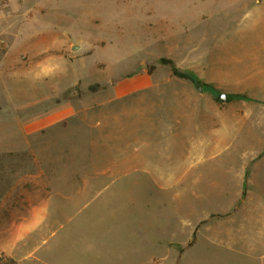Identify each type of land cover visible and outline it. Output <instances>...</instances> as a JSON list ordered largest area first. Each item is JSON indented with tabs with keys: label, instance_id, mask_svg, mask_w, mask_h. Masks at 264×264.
<instances>
[{
	"label": "rangeland",
	"instance_id": "obj_1",
	"mask_svg": "<svg viewBox=\"0 0 264 264\" xmlns=\"http://www.w3.org/2000/svg\"><path fill=\"white\" fill-rule=\"evenodd\" d=\"M0 10V100L13 99L16 115L9 137L0 120V146L11 145L0 150V257L264 264V216L251 209L264 202L247 200L248 190L263 196L264 159L262 189L243 182L235 212L216 208L215 168L160 189L119 167L129 109L159 102L122 95L135 81L200 84L225 112H249L245 128L259 126L241 131L240 145L263 157L264 0H0Z\"/></svg>",
	"mask_w": 264,
	"mask_h": 264
},
{
	"label": "crops",
	"instance_id": "obj_2",
	"mask_svg": "<svg viewBox=\"0 0 264 264\" xmlns=\"http://www.w3.org/2000/svg\"><path fill=\"white\" fill-rule=\"evenodd\" d=\"M123 84L125 86L121 88L126 91L122 95L135 93L139 101L156 97L159 102H138L134 110L129 109L134 111V118L124 120L120 126L122 147L119 167L141 170L151 177V184L160 189L188 183L189 180L184 182V179L200 165L205 169L215 168L216 208L237 211L242 194L241 184L246 181L249 185H259L255 169L264 159L263 155L260 160H254L261 150L240 145L241 131H255V126H259L252 118L251 126L245 128V121L254 116L248 112L246 120L240 118L238 110L225 112L223 103H218L207 91L196 88V92H177L176 85L185 83L135 81ZM2 105H7V108ZM15 119V101L10 97L2 98L0 120L7 121L8 137L10 130L14 134ZM2 129L5 128L0 131ZM10 147L7 142L0 146V150L6 151ZM262 151L264 153V149ZM112 167L108 162L103 165L105 169ZM248 191L254 193L253 190ZM252 194L248 201L264 202V191L262 198H255ZM260 206L251 209L262 211L259 214L264 216V204Z\"/></svg>",
	"mask_w": 264,
	"mask_h": 264
},
{
	"label": "trees",
	"instance_id": "obj_3",
	"mask_svg": "<svg viewBox=\"0 0 264 264\" xmlns=\"http://www.w3.org/2000/svg\"><path fill=\"white\" fill-rule=\"evenodd\" d=\"M165 61L169 62V60H165ZM173 73L178 75V76L185 77V74L178 72L175 68H173ZM236 96L240 97V94H236ZM0 264H19V263L13 258L1 256L0 257Z\"/></svg>",
	"mask_w": 264,
	"mask_h": 264
},
{
	"label": "water",
	"instance_id": "obj_4",
	"mask_svg": "<svg viewBox=\"0 0 264 264\" xmlns=\"http://www.w3.org/2000/svg\"><path fill=\"white\" fill-rule=\"evenodd\" d=\"M73 49L75 50V49H77V47L76 46H74L73 47ZM196 88L197 89H201V85L200 84H197V86H196ZM220 100H222V101H225L226 100V98H227V94L226 93H223V92H221V93H219L218 94V96H217Z\"/></svg>",
	"mask_w": 264,
	"mask_h": 264
},
{
	"label": "built area",
	"instance_id": "obj_5",
	"mask_svg": "<svg viewBox=\"0 0 264 264\" xmlns=\"http://www.w3.org/2000/svg\"><path fill=\"white\" fill-rule=\"evenodd\" d=\"M0 18H1V10H0Z\"/></svg>",
	"mask_w": 264,
	"mask_h": 264
},
{
	"label": "bare ground",
	"instance_id": "obj_6",
	"mask_svg": "<svg viewBox=\"0 0 264 264\" xmlns=\"http://www.w3.org/2000/svg\"><path fill=\"white\" fill-rule=\"evenodd\" d=\"M258 229V228H257ZM258 232V231H257ZM259 233V232H258ZM261 234V233H260Z\"/></svg>",
	"mask_w": 264,
	"mask_h": 264
}]
</instances>
